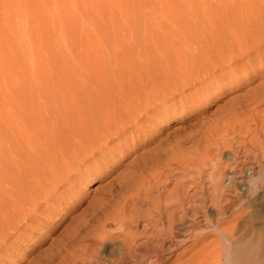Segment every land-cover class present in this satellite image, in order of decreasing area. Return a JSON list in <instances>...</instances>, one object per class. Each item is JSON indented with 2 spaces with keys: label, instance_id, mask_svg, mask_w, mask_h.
Listing matches in <instances>:
<instances>
[{
  "label": "rangeland",
  "instance_id": "obj_1",
  "mask_svg": "<svg viewBox=\"0 0 264 264\" xmlns=\"http://www.w3.org/2000/svg\"><path fill=\"white\" fill-rule=\"evenodd\" d=\"M190 30L197 43L185 52L182 38ZM214 32L223 51H215L208 60L217 59L215 71L221 65L225 73L236 67L233 76L223 78L216 72L204 86L183 93L185 69L192 61L203 64L202 50H207V57L218 47ZM241 41L245 54L229 49ZM227 49L230 60L222 64ZM134 70L142 71L141 83L135 74L126 78ZM149 72L153 79H148ZM165 79H174V86L167 89ZM122 84L125 94L136 91L148 97L155 89L159 101L149 104L147 113L139 111L144 120L136 134L128 133L126 140L103 150L95 163L87 162L85 176L71 179L74 186L66 179L59 183L46 178L50 201L36 212L39 222L8 254H0V264H58L63 259L67 264L70 254L92 242L83 241L86 233L93 237L106 230L119 236L104 241L99 237V254L121 246V233L149 236L146 215L160 200L162 212L170 209L163 218L174 224L181 219L191 222L198 215L210 217L209 212L221 209L227 214L207 229L192 225L196 230L190 231V238L180 237L189 242L177 245L162 264H209L212 257H226L229 246L243 254L249 249L264 254V212L256 211L259 206L253 200L264 185V0H0V159L8 167L28 159L21 174H29V182L39 178L41 169L50 176L65 166L62 143H57L61 130L63 136L72 127L98 125L92 108L101 104L99 92L101 99L132 101L131 95H120L116 87ZM106 87L109 91L103 93ZM67 107L78 124L64 118ZM48 135L53 145L43 155L40 146L49 142ZM226 176H233L236 184ZM252 178L255 184L248 192L243 184L248 187ZM53 188L61 190L52 192ZM138 189L145 199L142 204L136 202ZM112 191L115 197L109 195ZM128 197L135 202H125ZM124 203L129 222L124 228L117 221L105 227L103 218L120 215ZM185 208L187 212L180 211Z\"/></svg>",
  "mask_w": 264,
  "mask_h": 264
},
{
  "label": "bare ground",
  "instance_id": "obj_2",
  "mask_svg": "<svg viewBox=\"0 0 264 264\" xmlns=\"http://www.w3.org/2000/svg\"><path fill=\"white\" fill-rule=\"evenodd\" d=\"M254 19H256V17ZM235 22H237V21H235ZM213 23H214V25H216L217 19H216V23H215V21ZM235 25H237V23ZM257 28H259V27H257ZM260 30L256 29V31H258V32ZM254 31H255V29L254 30L252 29L251 32H254ZM193 34L194 33L193 32L191 33V30H190L189 34L187 35V33H186L182 38L183 44L185 46L184 47L185 52L191 46H193L194 44L197 43L196 37H194ZM215 34H216L214 36L216 38L215 43L218 47H216L214 49H210L209 55L207 57H206L207 50H202L203 53H201V51L198 50V48H196L194 46L198 52L200 51L199 52V53H201L200 58L202 60L203 59L204 60H203L202 65L192 61L193 66L190 65L191 68L187 67L185 69V72H183V75L185 74V77L180 82L183 85V93L185 91L187 92V90L190 88H193L194 91H196L198 88H200V86H204L207 81H210L212 79V77L214 78L216 76V72H221L220 74H217V75H220L223 78L225 76L224 74H230L233 76L232 70L235 69L236 67L235 68L232 67L233 69H228L229 71H227V72H229V73H225L226 68L223 67V65H221V67L218 66L219 69L217 68L218 70L215 71L216 67L213 65L215 64L217 59L208 60L210 55H212L215 51H219L220 55H221V50L223 51V49L220 48L221 44H220V38H218L219 34L218 33H215ZM252 34H255V32L251 33V37L254 36ZM205 37L206 36H204V38L202 37V39H205ZM198 38L200 39V37H198ZM256 38H258V37H256ZM206 39H207V37H206ZM248 39H250V38L248 37ZM250 40H252V39H250ZM204 41L206 42V41H208V39L204 40ZM233 41H235L236 43H238V42L240 43V41L237 42L235 39ZM244 41L248 42L247 39H244ZM244 41H241L242 44H240L237 48H230L229 47V49L231 51L236 49L235 52L238 51V49H239V51L242 54H245L244 49L242 48V46L244 45ZM251 42L252 41H250V43ZM200 47H202V45ZM203 48L204 47H202V49ZM208 48H205V49H208ZM197 51L194 49L193 52L196 54ZM219 52H217V53H219ZM245 52H249V49H247ZM228 54H229V50H228ZM186 55L188 56V53ZM193 56L196 57V55H193ZM217 56H219V55H217ZM229 56H230V54L229 55H227V53L223 54L224 60H222L223 61L222 64L224 62L229 63V60H230ZM189 57H190V54H189ZM200 58H199V61H201ZM228 58H229V60H228ZM196 59L197 58H195L194 60H196ZM218 60H220V59H218ZM190 61H191V59H190ZM245 65H247V64H245ZM199 66H201V67H199ZM135 70H137V69H135ZM135 70H134V73L133 72H131V74L129 73L126 78L131 79L132 78L131 75L135 74L136 79H138V81H140V83H141V79L144 80L143 75H141L142 71L138 70L139 72H137ZM148 74H150V76L148 75V79H153L154 76L151 77L150 72ZM180 74H182V73H180ZM119 75H120V73H119ZM166 77L167 76H164V78H166ZM165 81H167V82H164V85L167 86L166 87L167 89L169 87H172L171 84L175 83L174 79H173L172 83L170 82V80L168 81L167 79H165ZM140 83H139V85H140ZM202 83H204V85ZM173 86H174V84H173ZM143 87H145V86H143ZM116 88L119 89L118 91L120 92L121 96L125 97V96L131 95L132 101L130 100L131 102L127 103V101H126L124 103L123 102L121 103V99L120 100L118 99V101L116 100V102H115L110 97L109 98L107 97L105 99L102 98V99H104L102 101L101 96H103V95L101 92H99L100 94H98V96H99L98 103H101V104L100 105L98 104V107H97V105H96V107H95V105H93L95 108H92L93 113L96 115L95 122L98 123V125H95V127H93V129H92V124L86 123L87 125L81 130L78 129L79 128L78 126L72 127L68 130L69 133L64 134L63 136H62V130L59 132L60 138L57 137L58 138L57 143L59 145H60V142L62 143L60 146H62V149L64 151L60 152V157H62V162H64L62 165L65 164V166L63 168L59 167L58 173H56L58 170L56 172L51 170V171H53L52 175L48 176L49 175L48 173L40 172V171H42V169L40 171H39V169L38 170L36 169L37 171H39L40 176L38 179L37 178L34 179L30 176L33 179L32 180L33 183H32V182H29L27 180V177L29 174L28 175L27 174H25V175L21 174V172L24 171L23 167H25L28 159H26L24 157L27 161L24 160V162L22 164L17 162L18 164H20V166L18 164H16L15 162L12 163L13 162L12 161L11 162L12 166H10L11 165L10 164L9 165L10 167H8V165H6V164H8V162H6V160L0 159V254H8V252L12 249V246H16L18 240H20L22 237H25L26 235L28 236V233L31 232V229L33 230L36 227L35 226L36 221L39 222V220H40L39 215L37 216L36 212L40 211L42 208L45 207L44 203H48L50 201L49 200L50 199V193H51V191L49 190L50 188H49V186L48 187L44 186V184L49 185V183L47 181L44 182L46 180V178H49V180L51 178H54L56 180L59 179L58 180L59 183L64 182V179H66L67 183L72 185L71 179H73V178L80 179V177L85 176L84 175L85 170L83 168L85 167V164L87 162L92 160L93 163H95L94 159H97V157H100L103 153V150L108 148L110 145H113L114 142H120L121 138H123V137L125 138L124 140H126L128 133L136 134V132H138L140 129L139 126L140 127L142 126L139 123L144 120V115L141 116V114H139V113L140 112H146L147 113V111H149L152 107V105L149 106V104L155 105V101H159L158 100L159 95H157V92L155 93V91H156L155 89L153 92L154 95L152 94V96L147 97L146 95H143V94L141 95L142 92H140V94H139V93H136V91L133 92L132 94H125L127 90H125L126 87H123V84L121 86H117ZM160 88H161V86H160ZM160 88H159V91L161 92ZM102 89H103V93H106V91H109L108 87L102 88ZM136 90H137V88H136ZM160 92H159V94L162 93V92L161 93ZM105 97H106V95H105ZM110 99L113 102H110ZM164 101H166V100H163V102ZM110 103H112V105H110ZM67 108L65 110H63V112H62V114L64 115V118H66V120L69 119V120L73 121L74 122L73 124H78V123H76V119H77L75 117L76 115L74 116L73 113H71L72 109H70V108L67 109ZM103 111H105V112H103ZM100 112H103L105 114H103L101 116V118L99 119V117L101 115ZM79 118H80V116H79ZM67 122H68V120H67ZM130 123H135V126L133 127L132 126L133 124L131 125ZM128 125H129L130 129H129ZM137 125H139V126L137 127ZM58 127L59 126H57V129H58ZM47 134H49V133H47ZM36 135L37 134H35V136ZM36 137L34 140H36ZM47 138L49 140V138H52V136L48 135ZM47 138H46V140H47ZM38 140H39L40 145H41L42 139L40 140V138L38 137ZM51 140H49V142H47V143L42 144V146H44V147L49 146L51 144ZM17 141L19 142V140H17ZM21 143H20V145H21ZM27 144H25V145H27ZM31 144H32V142L30 143V145ZM52 145L47 147V149L40 146V148L42 149V154L45 155L46 152H49V150H51L50 147H52ZM32 147H33V145H32ZM31 156L32 155H30V158H31ZM27 158H29V157H27ZM43 158H44V156H43ZM59 164H61V162ZM29 165L32 166L31 164H29ZM35 165H37V163ZM27 166H28V164H27ZM31 168L28 167V169H30V170H31ZM35 168H37V167H35ZM32 170H33V168H32ZM25 171H26V169H25ZM91 171H93V170L91 169ZM77 172H79V173H77ZM91 173L92 172L88 171V174H91ZM35 174H34V176H35ZM31 175H33V174L31 173ZM154 176H156V174ZM229 178L232 179V184L233 183L236 184L233 176H226L225 179H229ZM252 179L253 180L249 183L248 187L242 183L245 186L244 189L247 190L248 192L249 191L252 192L253 185L255 184L254 181L256 178H252ZM5 183H6V185H5ZM149 184L154 185L153 182L149 183ZM72 186H74V185H72ZM140 189H138L136 192L135 198L137 199L136 200L137 204H138V202L142 204L143 201H145L143 196L140 194ZM51 190H52V192H57L58 190H61V189L60 188L59 189L53 188ZM109 195L112 197L116 196L115 192H113V191ZM169 195H170V193H169ZM258 195H259V198H257L255 196L256 198L253 199L254 202H256L259 206V209L258 208H255V209L258 212H260V211L264 212V185H262V187L260 188ZM131 199H132L131 197H128V199H124V201L128 202V200H131ZM39 200L43 201V202H40ZM131 202H135V200L132 199ZM150 203H152L151 206H155L153 202H150ZM126 204L127 203L123 204L124 210L120 215L111 216L108 218H103L105 220V224H104L105 227L113 225V223L116 221L120 223L122 228L125 227V224L129 222V216L127 214L128 205H126ZM155 204H157V205L154 208H152L150 210V212L146 215L148 225L152 229V232L149 234V236H143V237L138 238V236L130 235V237H128V234L126 232L121 233L122 237L121 236L120 237L123 238V244H121V246L111 247L109 251H105V249H104L103 250L104 252L102 251L103 253L99 254L96 252L97 251L96 247L98 246L99 237L104 241V240H109V239L115 240L119 236H116L115 234H112V232H108L106 230H104L101 234H97L96 236H93V237H90V235H87V233H86V236H83V238H84L83 241H87V239L88 240L91 239L92 242L90 244H88L87 246H82L81 250L80 251L78 250V253L74 252L73 254H70V256H68L66 258L65 262L67 264H88L89 262H92V264H162V263H164L165 260H169L171 258V255L174 254V251L177 248V245H179L180 243L182 244L183 243L182 241L186 242V239L190 238V233H191L190 231L195 229V228H193L191 230L192 225L193 226L194 225H201V226H203V228H204V226H206V229H207L208 224L213 226L216 224V221L221 222L222 217H224V215L226 214V211H224L222 209H221L222 212L220 211L221 213H217V214H216V212L215 213L209 212L210 217L208 215L206 218L203 217V215L202 216L198 215L197 217L194 215L196 218L195 217L191 218L192 217V214H191L190 215V218H191L190 221L192 222V219H195L194 223L187 221L188 219L187 220L181 219V221L179 223L174 224V223H172L171 218H169L167 222L163 218L164 217L163 213L170 214V212H169L170 209L168 211L162 212L163 209L161 207H159V205L161 204V200H160V202H157ZM37 205H40V206L38 207ZM187 205H189V206L192 205V202L187 203ZM33 207H34V211H31L30 208H33ZM97 209H98V212L99 211L103 212V210H104V208H101V207H99ZM187 210H188V208H185V209H181L180 211L187 212ZM191 210H193V209L191 208ZM190 213H192V211H190ZM181 215L185 217L186 213L184 215L183 214H181ZM187 216H186V218H187ZM200 217L201 218L203 217L204 221H201ZM188 218H189V216H188ZM138 225H139V223L137 224V227H138ZM86 226L87 225H85V228H86ZM201 226H199V227L201 228ZM196 227H198V226H196ZM201 230H202V228L200 229V231ZM197 233H199V231H197ZM193 235H192V237H194ZM195 235H197V234L195 233ZM199 235H200V233H199ZM13 236L16 237V240H14V241H13ZM183 236H186V237L189 236V237L188 238L185 237L186 239H184V240L180 239V237H183ZM11 240L13 241V243L9 244V242ZM187 242H189V241H187ZM228 248L229 249H228L226 257H216L215 260H214V257H212V259L209 260V264H264V254L259 255L258 253H256L255 251H251L250 249L246 253L243 254V251H241L240 249H236L235 246H233V248H235V249H233L231 246H229ZM15 249H16V247H15ZM62 261H63L62 263H58V264H64V259Z\"/></svg>",
  "mask_w": 264,
  "mask_h": 264
}]
</instances>
